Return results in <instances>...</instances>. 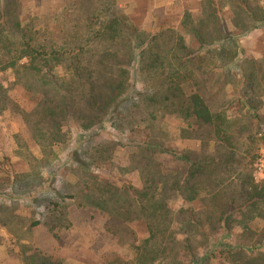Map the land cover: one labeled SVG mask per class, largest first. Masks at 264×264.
Masks as SVG:
<instances>
[{
  "label": "trees",
  "instance_id": "obj_1",
  "mask_svg": "<svg viewBox=\"0 0 264 264\" xmlns=\"http://www.w3.org/2000/svg\"><path fill=\"white\" fill-rule=\"evenodd\" d=\"M61 1L55 12L22 20L20 0H0V72L10 71L34 99L22 110L0 87V111L18 113L42 153L31 170L0 184L9 201L0 197L1 226L20 239L37 226L25 225L17 205L44 181L39 168L49 165L55 145L67 143L72 126L94 132L109 122L133 132L142 125L150 138L128 143L125 166L111 162L112 142L87 137L71 155L76 190L57 192L58 201L40 197L37 206L63 217L64 200L79 199L115 219L142 220L147 235L123 264H264V182L255 183L247 164L264 138V54L246 56L238 42L264 26V0H200L175 26L153 32L118 0ZM167 116L181 123L179 138L199 148L165 147ZM162 154L176 165L165 169ZM104 162L136 173L139 185L99 181L91 170ZM178 197L198 209L174 212L170 201ZM255 218L263 221L259 230L250 226ZM26 251L22 264H60Z\"/></svg>",
  "mask_w": 264,
  "mask_h": 264
},
{
  "label": "rangeland",
  "instance_id": "obj_2",
  "mask_svg": "<svg viewBox=\"0 0 264 264\" xmlns=\"http://www.w3.org/2000/svg\"><path fill=\"white\" fill-rule=\"evenodd\" d=\"M22 4L21 19L37 14H47L57 11L61 0H20ZM200 0H118L124 13L139 27L156 31L165 25L175 26L179 21L183 10L189 9L195 12L199 9ZM229 11H224V18L228 29L233 30L230 22ZM240 47L246 56L260 57L264 54V26H260L246 35L238 36ZM139 88V84H135ZM0 87L7 91V95L22 110H28L33 104L30 94L18 85L14 84V78L10 71L0 72ZM231 92V89H228ZM264 112V108H263ZM181 123L178 119L165 117L162 124L165 136L162 137L165 147L199 148L195 140L179 138L178 128ZM94 132H81L75 126L71 127L69 140L66 144L55 145L54 155L49 165H41L39 168L44 180L39 187H35L20 199L17 205V213L25 219L27 226L33 220L38 221L37 226L31 227L24 238L20 239L16 234L7 231L0 224V264H22V255L29 254L35 249L43 257H51L60 264H123L135 259L137 246L146 235V226L142 220L123 221L108 215L104 210L88 205L79 199L64 200L63 217H56L47 211L46 207L37 206L36 200L51 195L50 200L60 198L57 192L76 190L77 173L72 170V152L85 143L87 137L92 136L95 142L108 140L114 144V154L111 162L114 166H125L128 152L132 148L129 142H146L149 132L142 125L133 132L109 127V122L101 130ZM98 132V134H97ZM258 136L264 135V122L258 125ZM154 137V136H153ZM248 157L247 164L255 183L264 182V138L258 144L256 152ZM42 157L38 145L32 141L20 115L9 109L0 111V184L7 183L9 177L14 174H22L31 170L37 160ZM165 169L174 167L172 157L162 154L158 156ZM40 165V164H38ZM113 168V167H112ZM108 162L99 163L91 170L99 181H110L121 186L127 180L133 186L139 185L136 173L130 175L120 174L112 169ZM63 180L68 182L63 187ZM2 185V184H1ZM6 187L0 188V197L7 201ZM62 204V203H61ZM59 204V205H61ZM171 209L175 212L180 207H192L198 209V202L186 204L181 197L170 201ZM263 225L260 218H255L250 226L259 230ZM22 246H29L31 249ZM214 264H221L218 259ZM185 264V263H184Z\"/></svg>",
  "mask_w": 264,
  "mask_h": 264
}]
</instances>
